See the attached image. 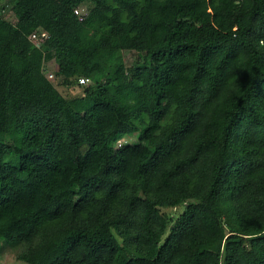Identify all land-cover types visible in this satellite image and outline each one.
I'll list each match as a JSON object with an SVG mask.
<instances>
[{
    "label": "trees",
    "instance_id": "16d2710c",
    "mask_svg": "<svg viewBox=\"0 0 264 264\" xmlns=\"http://www.w3.org/2000/svg\"><path fill=\"white\" fill-rule=\"evenodd\" d=\"M10 6L0 249L23 247L10 264H264V0ZM51 59L63 84L88 78L82 94L56 88Z\"/></svg>",
    "mask_w": 264,
    "mask_h": 264
},
{
    "label": "rangeland",
    "instance_id": "374dc122",
    "mask_svg": "<svg viewBox=\"0 0 264 264\" xmlns=\"http://www.w3.org/2000/svg\"><path fill=\"white\" fill-rule=\"evenodd\" d=\"M5 3H7V6L0 10L1 15H3L5 18L9 20H14L13 12L11 11L10 2L11 0H4ZM89 1H84L80 7H82V11L85 10L84 15L87 13L89 7H90ZM41 43V40H39ZM123 60L125 63H132V61L136 58L137 54L133 50H123L122 52ZM56 69V60L51 59L46 63L42 64L41 70L48 75V73H54L53 77H49V79L52 81V83L56 86V88L67 97L79 95L82 94L83 87L85 83H74L73 85H66L61 82L62 76H58L55 74ZM90 81V80H89ZM136 140V137L134 134L124 135V134H118L116 137L115 146H120L121 144L127 143V142H134ZM182 207L177 206H166L161 208L162 211H165L168 215H177L182 211ZM22 246L19 243L15 244H5L0 249V264H10V263H17L21 261L19 259V253L22 251Z\"/></svg>",
    "mask_w": 264,
    "mask_h": 264
},
{
    "label": "built area",
    "instance_id": "2783aa9c",
    "mask_svg": "<svg viewBox=\"0 0 264 264\" xmlns=\"http://www.w3.org/2000/svg\"><path fill=\"white\" fill-rule=\"evenodd\" d=\"M81 8L82 7H76L74 9V12L79 16V18H83L84 12H85V10L82 11ZM47 35H48V32L46 30H44V29H38V30H35L32 33H30L29 38L36 45H41L42 42H43V40H44V38H46ZM39 40H41V43L39 42ZM53 75H54L53 72L52 73L50 72V73H48L47 77L48 78L49 77H53ZM78 81H79V83L82 84V83L88 81V78L85 77V76H79L78 77Z\"/></svg>",
    "mask_w": 264,
    "mask_h": 264
}]
</instances>
